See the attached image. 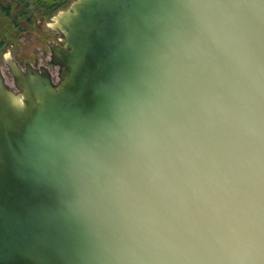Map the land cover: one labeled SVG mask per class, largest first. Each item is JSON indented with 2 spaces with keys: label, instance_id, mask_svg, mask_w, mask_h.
<instances>
[{
  "label": "water",
  "instance_id": "95a60500",
  "mask_svg": "<svg viewBox=\"0 0 264 264\" xmlns=\"http://www.w3.org/2000/svg\"><path fill=\"white\" fill-rule=\"evenodd\" d=\"M50 72L0 71V264H264V0H75Z\"/></svg>",
  "mask_w": 264,
  "mask_h": 264
},
{
  "label": "rangeland",
  "instance_id": "374dc122",
  "mask_svg": "<svg viewBox=\"0 0 264 264\" xmlns=\"http://www.w3.org/2000/svg\"><path fill=\"white\" fill-rule=\"evenodd\" d=\"M9 1L12 0H0L3 4H7ZM20 5L21 15L24 13L28 14L31 11L30 14L35 16L34 19L30 21L28 18L13 20L11 17L4 21V14H1L2 16L0 17V38L4 41V43H2L3 45L0 47V71L4 76L6 84L15 92H17V89L12 76L9 74V67L6 59L11 58L23 66L28 63L34 64L36 67L45 66L49 68L51 65L49 43H56V39H58L57 34L52 29L54 18L62 10L70 6L50 16H45L41 12L33 11L36 5L34 0H26L24 3L21 2ZM29 8L31 10L28 12ZM51 71L55 74V81H57L59 78L57 68H51Z\"/></svg>",
  "mask_w": 264,
  "mask_h": 264
},
{
  "label": "flooded vegetation",
  "instance_id": "af4514ba",
  "mask_svg": "<svg viewBox=\"0 0 264 264\" xmlns=\"http://www.w3.org/2000/svg\"><path fill=\"white\" fill-rule=\"evenodd\" d=\"M24 1H26V0H24ZM20 3H21L20 0H12V1L7 2V4H3L0 2V17L2 16L1 14H4V17H5L4 21H6L7 19H10L11 17L13 18V20H19L20 18H28V20L30 21V20L34 19L35 16L30 14L31 11L29 12V10H31L30 8L28 9V12H29L28 14L24 13L21 15ZM34 7H35V10H33L34 12H41L43 14V8L42 7L38 6L37 4ZM25 14H27V15H25ZM23 21H26V20H23ZM57 37H58V39H56V43H49V48H50V53H51V65L49 66V68L45 67V66L36 67V66H34V64H28V63H26V65L23 66L11 58L6 59L8 67H9V62H13L14 64L18 65L23 72L27 71V66L31 67L32 69H34L35 71H38L40 73H41L42 69H47L50 72L51 80H52L53 84L55 86H57L61 81V67L56 66L52 63V46L53 45H57V46L60 45V42H59L60 37L58 35H57ZM2 43H4L3 40H1V44ZM50 67L51 68H57V74L59 77L57 81H55V76H54L55 74L52 73ZM9 74L12 76L14 84H15V79H14L13 75L11 74L10 69H9ZM3 78H4V76H3ZM4 81H5V79H4ZM5 83H6V81H5ZM8 87H9V85H8ZM15 87H16V84H15Z\"/></svg>",
  "mask_w": 264,
  "mask_h": 264
},
{
  "label": "trees",
  "instance_id": "16d2710c",
  "mask_svg": "<svg viewBox=\"0 0 264 264\" xmlns=\"http://www.w3.org/2000/svg\"><path fill=\"white\" fill-rule=\"evenodd\" d=\"M36 4L43 8V14L50 16L55 12L67 8L73 0H34ZM24 3V0H20ZM1 34V33H0ZM1 38H0V47H1Z\"/></svg>",
  "mask_w": 264,
  "mask_h": 264
},
{
  "label": "clouds",
  "instance_id": "9594fccd",
  "mask_svg": "<svg viewBox=\"0 0 264 264\" xmlns=\"http://www.w3.org/2000/svg\"><path fill=\"white\" fill-rule=\"evenodd\" d=\"M7 58V57H6Z\"/></svg>",
  "mask_w": 264,
  "mask_h": 264
}]
</instances>
